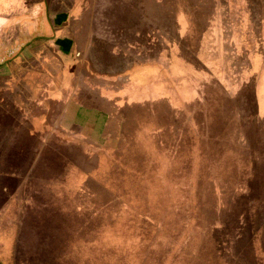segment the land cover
Wrapping results in <instances>:
<instances>
[{
	"label": "rangeland",
	"instance_id": "374dc122",
	"mask_svg": "<svg viewBox=\"0 0 264 264\" xmlns=\"http://www.w3.org/2000/svg\"><path fill=\"white\" fill-rule=\"evenodd\" d=\"M134 3L115 1L108 13L131 20L109 23L128 62L154 68L144 69V92L114 98L146 133L115 132L99 177L45 146L25 182L31 195L5 197L0 256L20 264L10 258L19 236L33 264L46 262L41 255L48 264H264V0ZM158 71L197 97L176 117L164 109ZM225 82L242 99L222 97Z\"/></svg>",
	"mask_w": 264,
	"mask_h": 264
},
{
	"label": "crops",
	"instance_id": "0c3cea01",
	"mask_svg": "<svg viewBox=\"0 0 264 264\" xmlns=\"http://www.w3.org/2000/svg\"><path fill=\"white\" fill-rule=\"evenodd\" d=\"M115 1L0 0V210L5 211V197L11 202L16 196L31 195V184L25 182L48 144L68 150L85 172L99 177L103 154L112 148L116 133L120 137L135 133L138 138L146 133L127 123L120 98H114L149 86L150 72L145 76L144 69L154 68L129 63L116 44L119 34L109 21L131 17L127 11L125 17L108 13ZM122 1L134 11V0ZM130 68L138 71L136 76L130 77ZM256 72L262 93L258 113L263 119L264 66ZM154 74L159 88L167 91L163 92L164 109L173 117L181 113L184 103L197 100L195 94L183 97L179 88L165 84L162 71ZM224 85L222 97H236L238 92L227 82ZM242 111L245 115L244 109L239 114ZM20 211H14L16 218ZM22 241L14 238L10 258L21 257L20 264H33ZM41 259L49 260L47 255ZM0 264L11 263L1 255Z\"/></svg>",
	"mask_w": 264,
	"mask_h": 264
}]
</instances>
